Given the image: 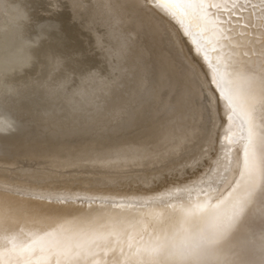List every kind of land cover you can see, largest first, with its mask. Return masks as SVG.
<instances>
[{
    "label": "bare ground",
    "instance_id": "obj_1",
    "mask_svg": "<svg viewBox=\"0 0 264 264\" xmlns=\"http://www.w3.org/2000/svg\"><path fill=\"white\" fill-rule=\"evenodd\" d=\"M33 1L25 0V7ZM61 2L71 18L81 19L91 31L103 65L76 71L66 68L61 58L68 51L60 57L43 55V61H36L45 63L44 72L33 71L37 77L30 72L27 79L13 81L16 66L33 62L35 47L29 51L20 42L10 49L12 29L0 30V80L19 90L15 97H0V105L20 122L18 131L0 135V186L19 189L25 197H128L166 191L198 179L213 158V153L205 155V151L216 146L210 144L214 134L210 121L213 116L218 124L226 121L222 105L217 102L213 110L207 101L209 94H218L192 38L174 19L152 6L141 7L135 0ZM181 142L179 154H166L173 143ZM129 146L163 155L108 166L83 162ZM193 158L199 166H191ZM227 190L225 183L214 195L219 197ZM5 198L20 202L7 193ZM22 203L42 215L73 216L87 211L86 203L60 205L27 198ZM262 229L264 208L257 205L233 240L244 249L249 264H260L264 258Z\"/></svg>",
    "mask_w": 264,
    "mask_h": 264
},
{
    "label": "snow or ice",
    "instance_id": "obj_2",
    "mask_svg": "<svg viewBox=\"0 0 264 264\" xmlns=\"http://www.w3.org/2000/svg\"><path fill=\"white\" fill-rule=\"evenodd\" d=\"M135 2L174 19L210 69L218 95L207 101L213 110L222 105L226 122L210 121L216 146L205 151L213 153L208 168L190 183L128 197H25L0 186V264H249L233 240L253 209L264 208V0ZM182 149L183 142L173 143L166 154ZM161 155L129 146L83 162L108 166ZM199 163L193 158L191 166ZM225 183L226 194L214 195ZM25 198L86 203L87 211L42 215L27 209ZM261 241L264 251V229Z\"/></svg>",
    "mask_w": 264,
    "mask_h": 264
},
{
    "label": "rangeland",
    "instance_id": "obj_3",
    "mask_svg": "<svg viewBox=\"0 0 264 264\" xmlns=\"http://www.w3.org/2000/svg\"><path fill=\"white\" fill-rule=\"evenodd\" d=\"M36 1V2H35ZM42 1V2H41ZM44 2V3H43ZM34 3V4H33ZM33 3H30L29 4V6L27 7V10H28V12H29V14H30V17H31V23L30 24H27V25H25V29H24V34H25V37H27V38H29V39H31V38H33V37H35L36 35H37V32H36V25L37 24H41V23H44V24H48V26H50L51 27V29L52 30H49V31H47V35H46V38H44V39H42V40H40V42H39V45H38V47H35L34 48V50H33V52H34V60H33V64L31 63L30 64V66L28 65V66H25V67H23V68H20V66H19V68H18V66H16L15 67V69H16V73L17 74H15V75H12V77H13V81H23L24 80V77L27 79L28 77V74L30 75L31 73V77H33L35 74H41V72H44L43 71V69H45V63L44 62H37V61H43L44 60V57L46 56V55H50V56H61V54L62 53H64V52H66V51H68L67 53H64V54H66L65 55V60H64V54H62V59H63V62L65 63V67L66 66H68V67H66V68H68V69H70V70H76V71H80L81 69L83 70V71H86V70H91V69H93V68H96V67H102L101 65H103V60H102V57H101V55H100V50L98 49V48H96L95 47V44H94V42H93V36H92V33H91V31H88L89 29L87 28V27H84V24L82 23L83 21H80L81 19H73V18H71L70 17V15H69V12H68V9L65 7V6H63L62 7V2H60L59 4H58V6L57 7H55L56 9H54V11L52 10L53 8H51L49 5H48V3H47V1H43V0H34L33 1ZM37 3V5H35ZM35 5V6H34ZM38 5H40V6H38ZM46 7V8H45ZM60 7V8H59ZM64 9H62V8ZM33 8V9H32ZM58 8H59V10H58ZM30 9H32V10H30ZM42 9V10H41ZM49 9V10H48ZM48 10V11H47ZM66 10V11H65ZM35 11V12H34ZM51 11V12H50ZM56 11V12H55ZM58 11V12H57ZM41 12V13H40ZM42 12H44L43 13V15H42ZM48 12H50V14H48ZM59 12H61V13H59ZM66 12V13H65ZM33 13V14H32ZM39 13V14H38ZM35 14H37V17H36V15ZM54 14H56V15H54ZM42 15V16H41ZM58 15V16H57ZM54 21H53V20ZM57 19V20H56ZM68 19V20H67ZM75 21L74 23H73V21ZM67 21H69V22H67ZM79 22V23H78ZM50 23V24H49ZM73 23V24H72ZM83 25H82V24ZM2 24V23H1ZM74 24H77L78 26L77 27H79V28H77L76 27V25H74ZM71 25H74V26H71ZM75 27V28H74ZM82 27V28H81ZM81 28V29H80ZM10 29H12V28H10ZM74 29H77V30H79V31H77V30H74ZM83 29L84 30H86V32L85 31H83ZM15 29H12L11 31L13 32L12 33V42H14V44L13 45H10V49L11 48H13L16 44H18V43H20V42H23L21 39H19V38H16V37H18V35H17V33L14 31ZM27 30V31H26ZM61 32V33H60ZM78 32V33H77ZM84 32V33H83ZM73 33H75V34H73ZM79 33H81L82 35H81V37H80V34ZM86 34H88V35H86ZM90 34H91V36H90ZM50 35V36H49ZM55 35H56V37H55ZM77 37V39H75L76 37ZM84 35V36H83ZM86 36V37H85ZM52 37H54V38H52ZM80 37V38H79ZM51 38V39H50ZM82 38V39H81ZM84 38V39H83ZM87 40H86V39ZM92 38V39H91ZM72 39H74V42L72 43ZM14 40V41H13ZM67 40V41H66ZM82 40H83V43H82ZM91 40V41H90ZM42 41V42H41ZM51 41V42H50ZM58 41V42H57ZM61 43V47L59 46L60 45V43ZM78 42V43H77ZM86 42V43H85ZM41 43V44H40ZM56 43V44H55ZM89 43H91V44H89ZM63 44V45H62ZM69 44H70V46H69ZM74 44H76V45H74ZM79 44V45H78ZM82 44V45H81ZM42 45H44L43 47H42ZM51 45V46H50ZM84 45V46H83ZM92 45V46H91ZM55 46H57V47H55ZM82 46V47H81ZM87 47V49H86V47ZM46 47H48V48H46ZM51 47V48H50ZM70 47V48H69ZM72 47V48H71ZM90 47H93V48H90ZM41 48H43V50L41 51ZM61 48V49H60ZM73 48H74V50H73ZM77 48V49H76ZM81 48H84V49H82L81 50ZM48 49V50H47ZM65 49V50H64ZM72 49V50H71ZM91 51H90V50ZM54 50V51H53ZM58 50L61 52H58ZM64 50V51H63ZM86 50H88L89 51V54L90 55H88V52L86 51ZM36 51V52H35ZM46 51V52H45ZM50 51H51V53H50ZM63 51V52H62ZM82 51H85V53H87V54H85L84 55V52H82ZM94 51V52H93ZM98 51V52H97ZM38 52V53H37ZM48 52H49V54H48ZM55 52V53H54ZM74 52V53H73ZM83 54H81V53ZM93 54H92V53ZM37 53V54H36ZM78 53V54H77ZM95 53H97V54H95ZM99 53V54H98ZM60 54V55H59ZM69 56H68V55ZM72 54V55H71ZM76 54L78 55V56H76ZM43 55H45V56H43ZM74 55V56H73ZM80 55H82V56H80ZM94 55V56H93ZM100 55V56H99ZM72 56V58H70ZM86 56H88V57H93V58H89L88 59V57H86ZM42 57V58H41ZM73 57H75L74 59H73ZM79 57H81V58H79ZM83 57H85V58H83ZM97 59H96V58ZM38 58V59H37ZM67 58V59H66ZM77 58V59H76ZM95 58V59H94ZM36 59H37V61H36ZM42 59V60H41ZM70 59V60H69ZM82 59L84 60V62L82 61ZM68 62H67V61ZM76 61V62H74V61ZM86 60V61H85ZM93 60V61H92ZM96 60V61H95ZM98 60H99V62H98ZM73 61V62H72ZM38 63V65L37 64H35V63ZM94 62V63H93ZM69 64V65H67V64ZM78 63H79V65H78ZM80 63H81V65H83V64H85V66L83 65V66H81L80 65ZM98 63V64H97ZM92 64V65H91ZM33 65H35L34 67H32ZM40 65V66H39ZM86 65H88V66H86ZM90 65V66H89ZM39 66V67H38ZM71 66V68H69ZM76 66V67H75ZM78 66H80L79 67V70H78ZM93 68H92V67ZM94 66H96V67H94ZM40 67H43V68H40ZM81 67H83V68H81ZM25 68V69H24ZM27 68V69H26ZM35 68V69H34ZM40 68V69H39ZM74 68V69H73ZM87 68H89V69H87ZM34 69V70H33ZM67 69V70H68ZM38 70H40V71H38ZM81 70V71H82ZM33 71H38L37 73L36 72H33ZM31 72V73H30ZM35 73V74H34ZM34 74V75H33ZM37 74V75H38ZM39 74V75H40ZM43 74V73H42ZM18 75V76H17ZM27 75V76H26ZM37 75L36 76H34V77H37ZM29 76V77H30ZM16 79V80H15ZM23 79V80H22ZM78 177H80V175H77Z\"/></svg>",
    "mask_w": 264,
    "mask_h": 264
},
{
    "label": "clouds",
    "instance_id": "obj_4",
    "mask_svg": "<svg viewBox=\"0 0 264 264\" xmlns=\"http://www.w3.org/2000/svg\"><path fill=\"white\" fill-rule=\"evenodd\" d=\"M0 22L3 25L0 30L15 29L18 38L24 42L29 51L38 47L40 40L46 38L47 31L52 30L44 23L37 24V35L31 39L25 37V25L31 23L30 14L25 7V0H0ZM18 92L15 85L0 80V97H15ZM19 126L20 122L16 117L6 107L0 105V135L14 133L18 131Z\"/></svg>",
    "mask_w": 264,
    "mask_h": 264
}]
</instances>
